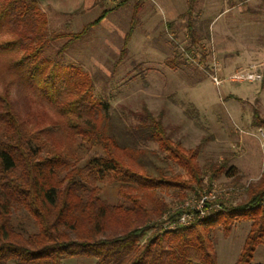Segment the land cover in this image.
<instances>
[{
    "label": "trees",
    "instance_id": "1",
    "mask_svg": "<svg viewBox=\"0 0 264 264\" xmlns=\"http://www.w3.org/2000/svg\"><path fill=\"white\" fill-rule=\"evenodd\" d=\"M129 1L104 8L80 32L67 33L49 30L39 0H0V264H63L74 257L97 264H218L213 233L221 227L229 235L237 221L251 226L235 264H255L264 245V164L243 202L226 206L220 200L221 209L206 218L144 239L153 230L149 221L166 208L155 200L158 190L173 189L180 199L187 192L200 196L205 175L210 182L225 175L234 184L241 176L228 158L203 168L200 146L174 140L147 105L136 123H128L95 96L89 73L65 62L74 42ZM135 1L122 54L144 0ZM197 4L188 0L180 16L192 39L188 54L203 38L195 25ZM254 117L262 128L258 111ZM107 179L119 184L117 204L100 195L99 183Z\"/></svg>",
    "mask_w": 264,
    "mask_h": 264
},
{
    "label": "rangeland",
    "instance_id": "2",
    "mask_svg": "<svg viewBox=\"0 0 264 264\" xmlns=\"http://www.w3.org/2000/svg\"><path fill=\"white\" fill-rule=\"evenodd\" d=\"M119 1L108 0L79 15L65 17L42 9L48 16L50 31L76 33L104 8ZM174 1V7L169 6L175 11L180 9L179 13L185 11L181 0ZM135 7L136 1L132 0L109 13L101 24L68 48L65 62L79 65L89 73L95 80V96L108 101L110 110L120 112L128 123L137 122L136 113L142 111L143 105L162 116L174 140H180L187 148L200 146L199 162L203 168L228 158L238 168L240 183H231L232 179L225 175L210 182L205 175L201 193L233 187L235 191L221 199L226 206L243 202L246 188L259 180L264 164V126L253 124L255 111L264 119V0H198L195 25L203 38L190 54L187 47L192 39L187 21L173 19L174 10L169 12L167 4L159 0H144L137 9L139 19L127 43V53L122 54ZM63 42L59 40L57 46ZM216 67L220 69L216 75L223 80L219 86L212 78ZM236 73H255L262 78H229ZM172 169L181 173L174 164ZM99 185L104 200L111 204L121 201L119 184L107 179ZM156 193L155 200L166 204V208L149 221L153 230L145 240L161 229L170 230L163 227L166 218L194 195L187 192L180 199L181 193L173 189ZM148 201L153 203L149 198ZM157 201L155 204H160ZM14 215L30 230L34 229L22 211H15ZM250 226V221H237L229 235L221 227L214 231L218 264H235ZM254 263L264 264V245L258 246ZM63 264L97 263L93 258L74 257L64 259Z\"/></svg>",
    "mask_w": 264,
    "mask_h": 264
},
{
    "label": "built area",
    "instance_id": "3",
    "mask_svg": "<svg viewBox=\"0 0 264 264\" xmlns=\"http://www.w3.org/2000/svg\"><path fill=\"white\" fill-rule=\"evenodd\" d=\"M212 70L215 72V75H213L212 78L215 84L219 86L223 80L216 75V72L220 69L216 67ZM242 77H244V79L254 80L262 78V75L255 73H236L229 78L239 81V79H243ZM235 189L236 188L233 187L221 190L215 188L209 192L202 193L200 196L195 194L192 195L180 205L176 206V215L174 217L170 216V218H166L169 215L165 216L166 220L163 223V227L174 230L179 227L188 226L197 220L206 218L213 210L221 209V197H225L226 199L228 193L235 191Z\"/></svg>",
    "mask_w": 264,
    "mask_h": 264
},
{
    "label": "crops",
    "instance_id": "4",
    "mask_svg": "<svg viewBox=\"0 0 264 264\" xmlns=\"http://www.w3.org/2000/svg\"><path fill=\"white\" fill-rule=\"evenodd\" d=\"M107 1L108 0H39L40 6L42 8L49 10L54 15L60 16V17L70 16L72 14L73 15H76V14L79 15L83 11H85L88 7L98 6L99 4H101L103 2H107ZM159 1L163 2L164 4L165 3L167 4V8L169 9V12H171L172 10L175 11V9L173 8L175 5L174 0H159ZM181 1H182L181 2L182 6L181 5L180 6L182 7V9L185 8V11H183L181 13H179L180 9L175 11V12H178V14L175 13L174 11H172L173 12V14H172L173 19L180 18V16L186 12V10H187L186 8H188V0H181ZM169 5H172L173 7L169 6Z\"/></svg>",
    "mask_w": 264,
    "mask_h": 264
}]
</instances>
